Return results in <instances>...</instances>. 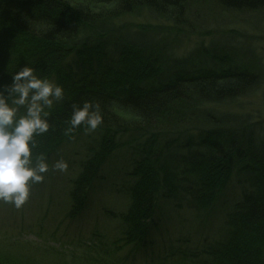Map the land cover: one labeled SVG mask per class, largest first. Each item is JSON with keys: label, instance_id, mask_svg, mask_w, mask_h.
Here are the masks:
<instances>
[{"label": "trees", "instance_id": "16d2710c", "mask_svg": "<svg viewBox=\"0 0 264 264\" xmlns=\"http://www.w3.org/2000/svg\"><path fill=\"white\" fill-rule=\"evenodd\" d=\"M208 2L237 13L264 8V0H0V90L26 64L65 90L48 132L35 137L34 162L76 149L63 158L62 220L73 229L49 230L41 210L35 237L0 232V264H264V130L248 115L239 114L242 126L220 123L212 107L254 91L264 67L257 56L242 64L231 43L230 55L214 45L179 54L178 37ZM143 16L162 23L124 20ZM84 100L103 115L95 131L71 128L73 105ZM118 157L123 165L101 175ZM230 185L236 193L225 199ZM98 194L120 198L122 209L88 211ZM166 208L176 213L170 224L201 221L210 234L195 244L161 232Z\"/></svg>", "mask_w": 264, "mask_h": 264}, {"label": "rangeland", "instance_id": "374dc122", "mask_svg": "<svg viewBox=\"0 0 264 264\" xmlns=\"http://www.w3.org/2000/svg\"><path fill=\"white\" fill-rule=\"evenodd\" d=\"M200 6V11L204 14L203 19L192 20V30L188 36L178 37L179 40L183 41L179 54H186L189 50L194 47H201L203 49L211 50L212 45L216 52L221 49L222 55H230L229 52L233 51L237 56L238 60H241L242 64H245L249 60V65L253 64L256 60V56L260 58L261 65L264 67V8L254 12H230L223 11L213 3H202L198 4L196 8ZM195 10V9H194ZM198 18V16H197ZM125 23L128 25H136L141 22L150 23H162L161 21L153 20L152 18L141 17V18H130L126 17ZM202 21V22H201ZM197 22V23H196ZM224 34V35H223ZM228 35V36H225ZM220 41V43L216 42ZM225 42V43H221ZM231 43V45H227ZM231 46V48H230ZM219 53V52H218ZM210 54V53H209ZM217 54V53H216ZM220 54V53H219ZM220 54V56H222ZM216 63V62H215ZM255 65V64H254ZM257 68V67H256ZM264 76V72H262ZM54 79L55 78H51ZM254 91H248L246 95H239L236 97V102L226 104H215L212 106L216 110V115L219 117L220 123L232 122L239 126L243 125V117L240 115H248L251 122H260V127L264 130V77H260V81L256 84ZM244 94V93H243ZM64 147L55 154L49 161V169L44 174L42 181L33 183L31 185L30 194L26 202L21 207L13 205H5L0 202V232L17 239L33 238L35 237L36 231L39 228V217L43 215L41 210L47 209L49 217L45 220V225L49 230L59 228L73 229V225H70L69 220H62V216L66 212L65 195L66 188L64 184V178L66 177L67 171H60L53 165L58 159L67 157L73 150ZM76 148V147H75ZM123 165L122 157H118L110 161L101 170V175L108 177L115 170L117 171ZM231 186V185H230ZM236 186H231L223 191L225 199L233 198L235 195ZM123 201L120 198L112 199V196L98 194L91 199V207L88 211L98 210L101 206H106L114 210L122 209ZM12 207V208H10ZM183 214L185 218L189 216L179 211V214ZM175 211L170 209H164L162 221H160L161 232H165V228L169 227V234L181 235L189 237L195 244H200L199 240L203 236V233H207L210 227L207 224L203 227L201 221L198 223L192 221L190 224L183 223L170 224L166 221L168 215H175ZM191 221V220H187ZM84 222V221H83ZM81 222V223H83ZM204 222V221H202ZM76 225V224H75ZM84 233L89 231V226L84 224L76 225ZM44 229H47L44 227ZM158 239V237H156Z\"/></svg>", "mask_w": 264, "mask_h": 264}, {"label": "clouds", "instance_id": "9594fccd", "mask_svg": "<svg viewBox=\"0 0 264 264\" xmlns=\"http://www.w3.org/2000/svg\"><path fill=\"white\" fill-rule=\"evenodd\" d=\"M5 87L7 94L0 90V200L19 208L28 199L31 185L42 181L49 169L43 154L34 162L35 137L48 132L51 110L65 90L30 64L13 72L11 85ZM69 122L72 129L84 124L87 131H95L103 115L98 104L84 100L73 105ZM53 166L64 172L68 162L61 158Z\"/></svg>", "mask_w": 264, "mask_h": 264}]
</instances>
